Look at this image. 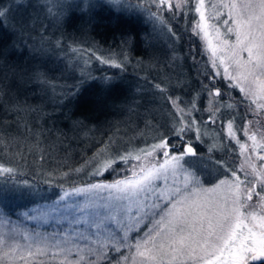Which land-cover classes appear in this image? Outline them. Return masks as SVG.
Here are the masks:
<instances>
[{
    "label": "snow or ice",
    "instance_id": "1",
    "mask_svg": "<svg viewBox=\"0 0 264 264\" xmlns=\"http://www.w3.org/2000/svg\"><path fill=\"white\" fill-rule=\"evenodd\" d=\"M22 2L15 0L14 6L19 8ZM105 2L118 12L146 15L153 31L166 36L173 50L183 38L176 24L191 15V35L202 42V47L190 49L194 62L204 67L203 71L197 68L199 91L185 100L161 82L148 81L171 105L169 119L164 124L146 121L147 131L138 128L136 136L123 142L116 134L97 141L91 156L58 175L54 169L45 181L83 175L88 178L83 186L71 191L61 186L63 194L48 212L19 214L23 220L41 223L50 217L57 223L66 220L70 226L85 225V230L27 232L0 209V264H264V0ZM96 6L93 0L74 5L56 0L44 5L57 22L68 8L86 13ZM13 18L11 0L7 7L5 0H0V31ZM7 27L15 31L14 24ZM129 43L124 39L119 52L110 49L107 54L95 45H69L73 54L69 66L79 69L81 78L61 85L62 94L77 97L81 85L95 79L89 71L93 60L125 70ZM55 46L61 48L62 40L56 39ZM43 50V44L32 49ZM6 53L0 46L3 80L8 79V73L2 71ZM197 56H207V61L197 60ZM32 73L40 83H50L38 68ZM219 80L228 89L238 90L241 99L232 100L231 93L217 86ZM102 83L111 86L112 78L104 76ZM168 84L172 85L171 78ZM173 87L190 89L193 85L177 76ZM205 92L208 106L201 108L198 101ZM3 95L0 86V97ZM14 110L20 109L14 106ZM205 112L206 117L202 115ZM217 124L220 129L210 137L209 153L238 154L240 162L237 166L235 160L229 163L224 156L210 155L212 166L205 165L208 170L202 171L198 161L188 159L198 157L193 135L207 143L209 125ZM39 145L37 133L31 147L43 152ZM11 147V142L0 137V193L9 188L31 190L29 181L20 179L26 174L18 166L26 156L10 153ZM3 156L9 157L8 163ZM40 158L45 159L44 155ZM69 197L83 200L66 202ZM61 202H66L63 211Z\"/></svg>",
    "mask_w": 264,
    "mask_h": 264
},
{
    "label": "rangeland",
    "instance_id": "2",
    "mask_svg": "<svg viewBox=\"0 0 264 264\" xmlns=\"http://www.w3.org/2000/svg\"><path fill=\"white\" fill-rule=\"evenodd\" d=\"M54 2H56V0H23L22 5L17 8L14 6L15 0H11L14 18L10 22H5L6 30L8 34L14 37L12 40L14 48L24 49L29 56H33L35 58L39 57L43 61L58 62L60 63L59 67H63V71H66L71 68L69 66L70 61L68 58L73 56V54L69 51V45L80 44H76L74 41H71L62 33L64 30V16L59 22H57L47 14V10L44 5L46 3L52 4ZM64 2L66 4L74 5L79 3L80 0H64ZM95 2L106 3L105 0H93V3ZM130 2L134 4L136 3V0H130ZM5 6H8V0H5ZM71 9L80 14L84 13L79 8L75 7L68 8L65 13L69 12ZM123 12L136 14L135 12L130 11ZM141 17L143 18V22L153 32V34H149V45H147V49L144 51L141 50L142 53H144V57L132 59L128 55L129 62L125 68L126 74L120 77L109 76L112 78L111 86L102 83V79L101 81L93 82L91 85L92 87L90 91L92 94L89 99L95 104L94 112L97 111L98 117L101 119V125H91V128H78L77 131L75 130V123H70L68 127L70 128L69 135L71 138L65 141L60 139L57 134L45 135V131L43 130L30 131L28 127L31 126L32 123L42 124V121L33 120L31 117L38 120L42 119V115L46 111L43 107L44 102H51L54 104L56 101L55 104H61V100L63 99H58V96L60 97L62 92L60 91V93L55 95L57 91L56 89V91L53 90L52 93H50L45 89V84L40 83L37 80V83L40 86V92H37L36 94L32 93L31 95L26 94L24 97L27 99V102L31 101L29 99L30 97L32 100L35 98L33 102L38 105V108L42 111L30 112L28 105H21L14 98L17 94L13 93L10 87L8 94L0 97V113L13 115V119L11 121L4 122L8 126H3V123H0V137H3L5 143H12V147L8 149L10 153L22 152L26 156L25 160L28 164L33 166L37 165L44 169L54 170L64 164L65 157L63 152L67 149H76L80 143L83 151H85V149L90 148L93 143L100 140H107V138L112 134H116L117 138H123L121 140V142H123V140L136 136L138 128L147 131V129H145L146 121H149L152 124H156L157 122L164 124L169 119L168 110L171 108V105L165 103V100L161 98V94L153 87L152 84L148 83V81L161 82L162 86L170 87V90L174 91L176 95H180L183 99H192L191 97H188L192 88L173 87L177 76H180L181 79L191 83L193 87L197 84L199 85L200 82L199 79H196V81L191 79L192 75H195V72L192 71L190 64L182 58L177 47V43L174 44L175 50H173V48L169 46L166 36L153 31V24L148 20L147 16L141 15ZM9 23L15 25V31H13L10 27H7ZM56 39L62 40L63 46L61 48H57L55 46ZM86 43L87 42H84L83 45L89 46ZM42 44L43 49L45 50L41 52L32 51L33 48L40 49ZM102 50H104L105 54H107L110 49ZM112 50L119 52L120 49L118 48ZM173 56L176 57L175 60L172 59ZM203 58L207 61V56H203ZM75 59L76 58L73 57V62H75ZM92 63L96 64L97 62L93 60ZM54 64L55 63H51L50 66H54ZM173 65H175V67H173ZM80 66L83 67L82 64ZM77 72L80 75L79 69H77ZM14 77L19 76L16 75ZM14 77L13 75H8V79L10 80L4 81L7 87L11 83H17L18 81L19 85L23 84V81L21 82L20 80L13 81L12 78ZM168 78H171V86L168 84ZM79 79L80 78L77 80ZM64 83L65 78L63 77L60 80L55 81L54 84L60 90V86L64 85ZM217 86L221 87L222 91L231 93L232 100L241 99L239 91L235 89H228L223 80H219ZM51 94L54 95L51 96ZM228 99L229 97L226 96L225 100ZM201 101L202 108V104L206 105L207 100L204 98ZM14 106H18L20 110H14ZM240 110L242 111V109ZM197 115H201V113L197 112ZM226 123L227 121L225 120V125ZM44 126L49 130H53L51 129V124ZM219 129V124L209 125L208 132L205 135L207 143L197 141L193 135V143L195 144V148L198 152V157L188 159L198 161L197 166L200 167L202 171L208 170L205 168V165L212 166V159H209L210 155L213 156V158L224 156V154L220 151H216L214 154H210L208 151L209 145L213 143V139L210 137H215L217 132H219ZM37 133H39L40 139L39 147L43 149V152L31 147L35 144ZM150 135L151 132H149V136ZM233 147H235V145H233ZM91 153H93V150L89 154ZM41 155H44V160H41ZM2 158H4L3 161L5 160V163L9 162L8 156H3ZM224 159H226L229 163H232V161L235 160L237 166L240 162L238 154L229 153L224 156ZM80 176H78L79 178H77V181L75 180L76 182L74 181L73 184L69 183L66 179H58L56 183L61 189L57 190L58 192L55 199L53 201L51 200V203L50 201L45 202V204L43 202H40L41 204L36 203L34 204L33 209L25 212L31 211L33 214H37L50 211L54 206V202L58 201L60 195L63 194L62 187L63 190L71 191L74 186H83L84 183L79 182L85 180L86 176ZM31 189H33V191L29 192L30 195L28 197V203L38 201L42 198L50 196L53 193L52 191H47L43 186L38 189H35L33 186ZM2 194L3 193H0V196H2ZM8 194H10V205L16 207L17 203H19L22 199L21 193L10 189ZM82 200L83 197H69L66 202H79ZM66 202L60 203L59 207L61 211H63V204ZM53 215H58V213H53ZM75 215H80V213H76ZM68 216L69 219L72 218L71 211H69ZM24 221L29 222L32 220ZM37 223L42 227H57L56 225H58L63 232L69 231L71 228H79L80 230H85L86 228L85 225L70 226L66 220L57 223L55 219L51 217L48 219L47 223ZM21 242H23L22 239Z\"/></svg>",
    "mask_w": 264,
    "mask_h": 264
},
{
    "label": "trees",
    "instance_id": "3",
    "mask_svg": "<svg viewBox=\"0 0 264 264\" xmlns=\"http://www.w3.org/2000/svg\"><path fill=\"white\" fill-rule=\"evenodd\" d=\"M96 7L90 9L88 12H84L80 14L73 9L69 12H66L64 15V30L63 34L74 41L76 44H83L87 42L88 45H95L98 49H120L122 41L124 39H128L130 43L127 46L128 55L130 58H142L144 57V53L141 50H146L147 45H149V34H153V32L147 27V25L143 22V18L138 13L136 14H128L123 11H116L110 5L104 2H95ZM191 22L192 16L184 20L181 18L180 22L176 24L177 29L182 34V39L177 42V47L182 58L185 59L186 62L190 64V67L195 75H192V80L199 79L197 76V68L201 71L204 70L203 63L197 65L193 60V55L190 54V49L201 47V42L198 38L192 37L191 35ZM10 34H8L6 28L3 31H0V46H3L7 49L6 57L4 59V66L2 71L7 72L8 75L19 76L14 77L12 80H20L23 81L22 85H19L18 82L11 83L8 87L6 86V80H3L0 77V86L2 85L4 90V96L8 94V90L11 87L13 93H16L17 96L14 97L19 104L28 105L30 112L31 111H42L32 100L27 102V99L24 97L26 94L31 95L40 92V86L37 83V79L34 78L32 69L38 68L41 72H44L47 75V78L50 83L45 84V89L52 93V91L57 89L56 94L60 93L58 87L55 86V81L60 80L61 78H65L64 84H73L78 81V78H81L80 75L74 69L70 68L66 71H63V67H59L58 62L52 61H43L39 57L35 58L33 56H29L24 49H17L13 47V40ZM197 60L205 61L203 57L197 56ZM51 63H55L54 66H50ZM92 76L95 79H88L81 85V90L77 97H65L62 93L61 96H58V99L61 98V104L59 105L52 104L51 102H44V108L46 111L42 115V119H34L33 120L42 121V124L32 123L28 128L30 131L32 130H43L45 131V135L57 134L60 139L67 140L70 137V128L69 124L75 123V130L83 128H91L90 126L101 125V119L98 117L97 111L95 110V104L89 99L92 92L91 85L93 82L101 81L104 76L111 77H120L126 74L125 70L111 68L106 65H101L97 62L93 63L91 69ZM10 80V79H7ZM197 83V82H196ZM198 85V84H197ZM199 91L198 87H192V91H190V95L188 97H195L197 92ZM54 94H51L53 96ZM206 99V105L202 104V108H207L208 99L207 93L205 92L202 97L199 99L198 103L201 106V100ZM203 116H207V113H202ZM13 119L12 114H2L0 113V123H3V126H8L4 122H9ZM51 124V129L49 130L45 128L44 125ZM48 137V136H47ZM94 140V136H93ZM85 149L83 151L81 143L74 150H66L63 152L65 161L60 165L57 169V175L60 171H69V165L72 167L78 166L79 163L82 162L84 157H89L92 155L89 154L92 150H94V145ZM4 159V158H2ZM5 162V160H4ZM21 170L26 174L21 176L20 179H27L29 183L34 186L35 189L40 187H45L47 191H52L53 193L45 198H42L38 201L28 203V197L30 195V191L33 189H21L20 192L22 199L19 203H17L16 207L10 205V194L9 191L3 192L2 196H0V209L4 211V213L8 216V218L17 226H19L22 230L27 232L39 231L44 234H52V233H63L58 225L57 227L46 226L42 227L38 225L35 221L25 222L21 217L20 213L25 212L27 210L33 209L34 204L43 202L50 203L55 199L57 194V190L61 189L60 186H57V180L52 183H46L45 181L49 179L47 173L52 172L51 169H44L37 165H30L27 161L20 160L18 165ZM81 177V176H80ZM79 178L77 175L72 174L66 180L69 183H72ZM88 178L79 182L84 183ZM108 179L111 180L112 177L108 176ZM77 181V180H76ZM75 181V182H76ZM71 185V184H69ZM52 200V201H51ZM41 204V203H40ZM6 230V229H5Z\"/></svg>",
    "mask_w": 264,
    "mask_h": 264
}]
</instances>
